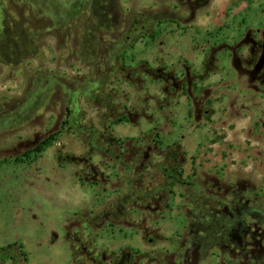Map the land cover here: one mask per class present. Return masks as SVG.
<instances>
[{
	"label": "rangeland",
	"instance_id": "obj_1",
	"mask_svg": "<svg viewBox=\"0 0 264 264\" xmlns=\"http://www.w3.org/2000/svg\"><path fill=\"white\" fill-rule=\"evenodd\" d=\"M102 2L0 0V264H264V0Z\"/></svg>",
	"mask_w": 264,
	"mask_h": 264
},
{
	"label": "trees",
	"instance_id": "obj_2",
	"mask_svg": "<svg viewBox=\"0 0 264 264\" xmlns=\"http://www.w3.org/2000/svg\"><path fill=\"white\" fill-rule=\"evenodd\" d=\"M48 143H50V142H48ZM45 145H47V142L42 143V145L38 146V147L35 149V151L40 152V151H41V147H42V146H45ZM20 248H22V246H21Z\"/></svg>",
	"mask_w": 264,
	"mask_h": 264
},
{
	"label": "flooded vegetation",
	"instance_id": "obj_3",
	"mask_svg": "<svg viewBox=\"0 0 264 264\" xmlns=\"http://www.w3.org/2000/svg\"><path fill=\"white\" fill-rule=\"evenodd\" d=\"M103 2L100 4V8L105 10L106 0H102Z\"/></svg>",
	"mask_w": 264,
	"mask_h": 264
}]
</instances>
